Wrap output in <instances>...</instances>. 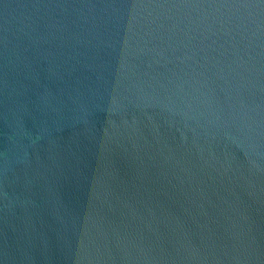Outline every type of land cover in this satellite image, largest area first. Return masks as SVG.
Masks as SVG:
<instances>
[{
  "label": "water",
  "instance_id": "obj_1",
  "mask_svg": "<svg viewBox=\"0 0 264 264\" xmlns=\"http://www.w3.org/2000/svg\"><path fill=\"white\" fill-rule=\"evenodd\" d=\"M0 264H264V0H0Z\"/></svg>",
  "mask_w": 264,
  "mask_h": 264
}]
</instances>
